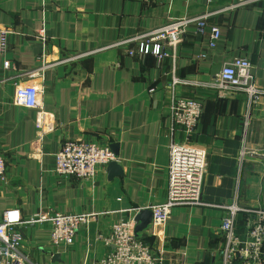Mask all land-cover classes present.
<instances>
[{
    "label": "crops",
    "instance_id": "0c3cea01",
    "mask_svg": "<svg viewBox=\"0 0 264 264\" xmlns=\"http://www.w3.org/2000/svg\"><path fill=\"white\" fill-rule=\"evenodd\" d=\"M236 2L0 0V26L8 31L0 54V155L6 163L0 219L11 207L23 217L52 211L94 217L81 223L70 245L54 246L47 223L24 225L20 250L27 264H110L111 246L102 237L113 223L166 199L169 143L186 138L180 128L170 134L171 93L202 104L190 141L207 151L203 204L172 207L159 232L148 226L139 240L153 254L162 251L158 264H221L220 224L226 212L213 205L235 196L242 206L264 205V96L250 108L247 146L257 153L239 166L247 97L206 86L224 63L242 56L252 65L255 84L264 87V0ZM201 15L220 29L214 47L189 23L174 56L127 53L133 37L172 19ZM173 77L194 83L171 88ZM22 83L42 88L51 127L40 139L36 109L12 100ZM67 140L116 143L122 175L108 179L107 165L91 179L54 173L55 153ZM245 222L242 215L235 221L240 240ZM56 253L59 258L53 259Z\"/></svg>",
    "mask_w": 264,
    "mask_h": 264
},
{
    "label": "built area",
    "instance_id": "2783aa9c",
    "mask_svg": "<svg viewBox=\"0 0 264 264\" xmlns=\"http://www.w3.org/2000/svg\"><path fill=\"white\" fill-rule=\"evenodd\" d=\"M258 0H237L236 4H248ZM194 23L199 34L206 33L207 45L214 47L220 37L217 25H207L205 16L172 19L146 33L133 37V46L127 49L130 56L152 54L157 58L174 56L183 40L186 25ZM7 30L0 26V54L4 52ZM128 42L124 40L118 44ZM8 67L9 61L3 62ZM194 83L188 78L173 77L171 88ZM219 91L244 93L246 107L242 113L239 130L240 147L238 164L244 162L248 154L256 155L249 149L248 139L251 127L250 108L264 96V87L255 84L252 65L248 58L236 56L222 65L213 80L206 85ZM153 91V88L150 89ZM42 88L33 83H22L15 87L13 103L25 108L36 109L35 127L40 139L51 127L49 113L42 108ZM202 112V104L195 98L177 96L171 93L168 100L170 134L177 128L183 130L186 138L169 143L168 193L161 203L150 206L152 233H158L176 205H202V188L207 171L206 149L192 141L191 134ZM115 159L110 146L88 140H67L55 153L54 173L64 177L91 179L96 176L99 166H106ZM6 163L0 155V179L5 176ZM235 196L230 202L215 204L226 214L220 224L225 235L221 249V264H264V205L242 206ZM244 215L247 227L244 239L235 234V221ZM94 218L87 213H65L60 211L39 212L23 217L18 207L7 208L0 219V264H27L26 256L20 250L23 238L22 227L28 224L47 223L50 240L54 246L70 245L83 222ZM134 219H124L113 223L109 232L102 237L111 246L106 257L110 264H158L163 260L162 251L153 254L150 247L133 233Z\"/></svg>",
    "mask_w": 264,
    "mask_h": 264
},
{
    "label": "water",
    "instance_id": "95a60500",
    "mask_svg": "<svg viewBox=\"0 0 264 264\" xmlns=\"http://www.w3.org/2000/svg\"><path fill=\"white\" fill-rule=\"evenodd\" d=\"M118 145L116 143H112L110 148L116 157L118 154L117 150ZM122 167L120 163L116 159L110 161L107 165V176L108 179H112L113 177H118L122 175ZM135 221V225L133 228V233L135 238L141 239L143 232L148 228L152 221V212L150 208H140L133 217ZM59 255L56 253L53 259H58Z\"/></svg>",
    "mask_w": 264,
    "mask_h": 264
},
{
    "label": "trees",
    "instance_id": "16d2710c",
    "mask_svg": "<svg viewBox=\"0 0 264 264\" xmlns=\"http://www.w3.org/2000/svg\"><path fill=\"white\" fill-rule=\"evenodd\" d=\"M242 216H244V215L242 214Z\"/></svg>",
    "mask_w": 264,
    "mask_h": 264
}]
</instances>
